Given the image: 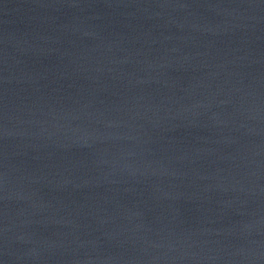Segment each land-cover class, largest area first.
<instances>
[{
	"label": "water",
	"instance_id": "obj_1",
	"mask_svg": "<svg viewBox=\"0 0 264 264\" xmlns=\"http://www.w3.org/2000/svg\"><path fill=\"white\" fill-rule=\"evenodd\" d=\"M0 264H264V0H0Z\"/></svg>",
	"mask_w": 264,
	"mask_h": 264
}]
</instances>
